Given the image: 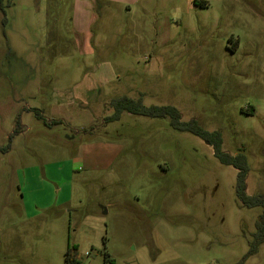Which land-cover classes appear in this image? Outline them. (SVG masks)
Returning <instances> with one entry per match:
<instances>
[{
  "label": "rangeland",
  "instance_id": "374dc122",
  "mask_svg": "<svg viewBox=\"0 0 264 264\" xmlns=\"http://www.w3.org/2000/svg\"><path fill=\"white\" fill-rule=\"evenodd\" d=\"M122 96L220 131L264 195V0H0V264L246 255L237 170L168 119L108 121Z\"/></svg>",
  "mask_w": 264,
  "mask_h": 264
},
{
  "label": "trees",
  "instance_id": "16d2710c",
  "mask_svg": "<svg viewBox=\"0 0 264 264\" xmlns=\"http://www.w3.org/2000/svg\"><path fill=\"white\" fill-rule=\"evenodd\" d=\"M206 5V2H202ZM112 106L114 113L108 118V121L115 122L120 119L121 114L129 113L131 115L143 116L153 119H168L170 126L179 131L193 134L203 141L208 142L213 148L214 157L225 166H232L237 170L236 176V196L242 206L248 209L260 207L261 214L258 216L255 227L256 230L252 235V240L249 243V249L246 255L237 263L245 264V262L253 255L259 252L260 246L264 244V195L257 194L249 196L247 194V176L250 172V165L245 154L239 153L232 156L222 149L223 137L220 131H207L197 120L191 119L187 122L182 121L180 111L173 106H145L143 100L132 99L127 96H122L113 101ZM20 118L17 119L14 128V133L21 131ZM11 140V137L10 139ZM10 149V142L5 147H0V152L7 153ZM65 264H84L81 261V256L76 245H68L65 252ZM108 261V257L105 259Z\"/></svg>",
  "mask_w": 264,
  "mask_h": 264
},
{
  "label": "water",
  "instance_id": "95a60500",
  "mask_svg": "<svg viewBox=\"0 0 264 264\" xmlns=\"http://www.w3.org/2000/svg\"><path fill=\"white\" fill-rule=\"evenodd\" d=\"M206 144H208V145H209V143H208V142H206Z\"/></svg>",
  "mask_w": 264,
  "mask_h": 264
}]
</instances>
